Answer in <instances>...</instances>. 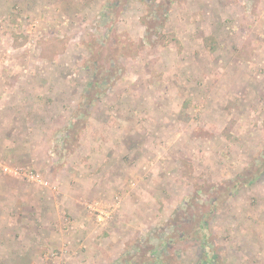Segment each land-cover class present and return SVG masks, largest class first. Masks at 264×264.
Returning a JSON list of instances; mask_svg holds the SVG:
<instances>
[{"label": "rangeland", "instance_id": "obj_1", "mask_svg": "<svg viewBox=\"0 0 264 264\" xmlns=\"http://www.w3.org/2000/svg\"><path fill=\"white\" fill-rule=\"evenodd\" d=\"M9 224L48 264H264V0H0Z\"/></svg>", "mask_w": 264, "mask_h": 264}, {"label": "crops", "instance_id": "obj_2", "mask_svg": "<svg viewBox=\"0 0 264 264\" xmlns=\"http://www.w3.org/2000/svg\"><path fill=\"white\" fill-rule=\"evenodd\" d=\"M22 177V176H18ZM23 178V177H22ZM36 185V184H35ZM29 201L27 198L25 199V204ZM43 205H46V202L41 200ZM42 205V204H40ZM24 208L26 210L23 212L18 213V218H22L26 215V218H38L39 214L35 210V208L32 206V204H27ZM23 213V214H22ZM42 214L40 213V217ZM3 217H6L4 214ZM8 218H12L10 215H8ZM10 227V237L11 239V245H2L0 243V251L6 252L5 257L0 264H48V253H51L49 248L54 244L53 236L49 238V236L45 232H41V230L38 232L37 229L33 233L29 235L23 234V236H18L16 232L20 233V230L13 227L11 224H9ZM61 230V229H60ZM62 233V231H61ZM60 233V234H61ZM59 235V233H58ZM29 236V237H28ZM60 236V235H59ZM23 237V239H22ZM56 236L54 237V239ZM103 238V237H102ZM94 239V241H93ZM96 239V240H95ZM90 240V239H89ZM98 241H103L104 239L100 240L98 235H95V237H91V240L87 242V245L90 246V248H95L96 251L103 252L102 250L98 249ZM96 243V245L94 243ZM93 243V246L91 245ZM100 245H103V243H99ZM89 248V249H90ZM88 250V249H87ZM0 254V259L1 258ZM7 259V260H6ZM1 262V261H0Z\"/></svg>", "mask_w": 264, "mask_h": 264}, {"label": "built area", "instance_id": "obj_3", "mask_svg": "<svg viewBox=\"0 0 264 264\" xmlns=\"http://www.w3.org/2000/svg\"><path fill=\"white\" fill-rule=\"evenodd\" d=\"M4 170L6 172L14 173L16 176H22L23 178L27 179L28 181L37 184L42 187H46L50 185V181L40 172L33 171L30 169H23L22 171L18 170L17 168H9L7 166H4ZM91 211L95 214L97 221L100 224L107 223L112 215H113V209L112 206H109L108 204H102L100 202H93L89 205Z\"/></svg>", "mask_w": 264, "mask_h": 264}, {"label": "trees", "instance_id": "obj_4", "mask_svg": "<svg viewBox=\"0 0 264 264\" xmlns=\"http://www.w3.org/2000/svg\"><path fill=\"white\" fill-rule=\"evenodd\" d=\"M207 247V246H206ZM160 264H165L164 262L160 263ZM210 264V263H209Z\"/></svg>", "mask_w": 264, "mask_h": 264}]
</instances>
